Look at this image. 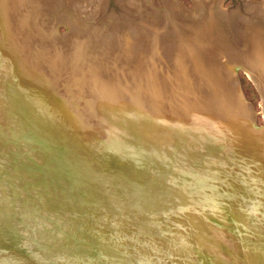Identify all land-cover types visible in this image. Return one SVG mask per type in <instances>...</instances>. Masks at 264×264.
I'll return each mask as SVG.
<instances>
[{"label": "rangeland", "instance_id": "obj_1", "mask_svg": "<svg viewBox=\"0 0 264 264\" xmlns=\"http://www.w3.org/2000/svg\"><path fill=\"white\" fill-rule=\"evenodd\" d=\"M10 1L0 0V264H264V108L243 68L236 69L238 92L252 112L233 99L234 77L219 94L184 62L175 80L188 101L171 102L170 93L177 97L171 84L160 97L164 102L145 99L150 86L136 75V85L121 82L133 104L125 100L115 110L99 73L80 75L86 72L74 63L66 67L38 39L21 43ZM23 1L29 12L23 22L33 15L42 19V39L52 34L61 43L56 37L71 32L58 19L54 0ZM145 1L152 7L141 14L131 13L123 0H103L97 19L75 15L99 30V39H113L107 30H114L112 46L105 41L102 52L116 51L124 43L121 34L143 44L141 56L151 71L162 60L161 37L138 38L126 27L127 18L137 24L150 16L162 27L167 4H196ZM263 1L224 0L222 7L243 14L249 2ZM168 10L172 21H187ZM233 42L245 46L241 35ZM110 56L99 59L101 68L110 66ZM120 56L118 66L132 60L127 53ZM216 96L218 104L211 107L209 99ZM197 111L217 119L200 134L198 120L191 127L184 118ZM155 112L169 123L159 125Z\"/></svg>", "mask_w": 264, "mask_h": 264}, {"label": "bare ground", "instance_id": "obj_2", "mask_svg": "<svg viewBox=\"0 0 264 264\" xmlns=\"http://www.w3.org/2000/svg\"><path fill=\"white\" fill-rule=\"evenodd\" d=\"M194 1L196 9L187 8L186 5L182 7L180 5L172 4L171 6L170 4H167L163 18L164 20H162V27L164 26V28L155 27L152 24L154 18L150 16L144 17L142 15L143 19H138L140 22L137 24L129 21L130 19L127 18L128 24L126 27L131 34L138 36V38L144 37L147 42L149 40L153 42L154 39L157 41L161 37L162 60L158 62L157 68L153 67L154 71L152 69L151 71L147 69V60L141 56L143 55V44L131 42L121 34L120 38L124 40V43L121 44V42H118L116 51L107 48L102 52L101 49L103 48L105 41L111 42L110 46H112V40L115 35V32H113L114 30H112V28L107 30L108 35L110 37L113 36V39L109 37L104 38L103 36L102 38L104 39H99V36L97 35L99 30L94 32L93 29L95 27L93 25L90 23L82 24V22H80L81 20L77 21L75 15L77 13L79 14V17L83 16L87 21L97 19L104 8L102 7V5H104L102 4L103 0H54V6L59 9L57 10L58 19L66 21L71 30L70 33L56 37V39H60L61 43L56 42L54 35L52 34L48 37V40L42 39L43 37L40 36L41 28L37 25L38 23H42L40 22L42 19L39 20L36 17L37 15H33L31 21L26 20L23 22V20L28 18L27 16L29 14L28 11L24 13L25 8L23 7V0H14V2L11 0L10 2L12 5L9 10L13 16L11 17L12 20L15 22L18 21L21 25L22 33L20 40L22 44H31V41H36L38 39L45 50L49 49L56 51L58 56L55 59L62 63L67 61L68 63L65 65L66 67L73 66L72 64L74 63L76 70L79 72H86L81 73L80 75L93 74L94 72H96V74L99 73L96 76L101 78L102 87L106 88L110 100L119 107L115 108L113 106L115 110H122L121 103H124L125 100L133 104L134 100L131 101L129 100L130 98L127 97L130 95L126 92L122 93L121 86L123 85L121 82H128L131 80L132 82L129 85H136V75L139 77L142 76V81H144L142 86H150V91H144L145 99H151V97H154L157 101L162 103L164 101H160V97H166L167 91L172 87L171 85H173L177 97L175 98V95L170 93L169 100H171V102H177L179 100L186 101L187 99L183 92L180 91L181 85H177L175 80V73L179 67H182L183 62L184 65L187 63L189 72L194 74L201 84H205L207 88L211 87L213 89H220L221 92L219 94L222 92L225 94L226 88L225 86L223 87V83L228 85L230 81H232V77H234V88L232 89L234 98L233 96L232 98L236 100L241 109H248V112H252V106L245 101L242 98L241 93L238 92L236 69L240 67L243 68L244 72L248 74L249 78L260 91L264 108V40L262 38L264 37V1L257 3L249 2L246 9L247 11L243 14H241L238 9L230 11L223 8L222 3L224 0ZM148 4L149 3L145 0H123V5L129 9L131 13L132 11H135L141 14V12L144 13L143 11H149L148 9L152 6ZM168 9L175 11V14H177L180 19L182 18L187 21H183L185 22L183 24L182 21H172ZM36 10L37 9L35 8V11ZM75 11L77 13H75ZM21 13L23 16L20 15ZM133 15L131 17H133ZM105 26L106 25H103V27ZM30 29H34V31H31ZM50 30L51 29H48L49 32ZM164 31L166 32L164 33ZM159 34L162 35L160 36ZM239 35L245 39L244 48H239L233 42ZM98 42L101 44L100 46L94 47L91 44ZM157 50L158 48L155 46L154 51L156 52ZM71 51H73V53H71ZM112 51L115 52L113 55ZM60 52L61 54H59ZM149 52H146L144 56H147V53ZM23 53L28 55L25 50H23ZM122 53H127L132 60L124 61L122 66L120 64L118 66L116 64L115 56L118 55L119 60L122 58L120 56ZM105 54L111 55L108 59H105L110 66L108 65V67L103 69L101 68V64L104 62V59H101V62L99 59ZM221 55H225L227 61L225 63L220 61L219 64L218 61L220 60ZM72 56H79L80 59L77 61L74 60V62L71 60L73 58ZM152 62L154 64L157 63L154 61ZM111 64L113 66H111ZM102 72L105 73V76L100 74ZM122 75L124 76L123 81L121 80ZM133 81H135V83ZM221 87H223V89ZM211 88L210 90H212ZM228 98L229 99L226 100L225 97H221L219 101L229 102V106L232 104V99H230V97ZM216 99L217 96L216 98L209 99L213 103V105H210L211 107L218 104L214 101ZM203 102L206 103V101ZM200 105L201 104L198 105L199 108H201ZM130 109L133 116L137 115L139 112L137 107H129L128 110ZM214 109L217 108L215 107ZM160 115L155 112V119L156 117H159V119H157L159 125L161 124L162 126H165L169 123V120L164 121L163 117ZM189 117L190 120L184 115V118L189 123L190 121L192 122L190 123L191 127L199 123V126L197 127L198 132L196 131L198 134L202 132L203 128H206L207 126L210 127L208 124H212L214 120H217L214 116L204 115L199 111L191 114ZM197 120L198 123H196ZM227 130L224 131L225 137L228 135ZM160 135L163 136L164 134L160 133ZM221 136L223 137L222 133ZM205 138L206 137H204V139ZM260 138L262 139V137ZM201 141L202 142L200 143L204 144L203 140Z\"/></svg>", "mask_w": 264, "mask_h": 264}, {"label": "water", "instance_id": "obj_3", "mask_svg": "<svg viewBox=\"0 0 264 264\" xmlns=\"http://www.w3.org/2000/svg\"><path fill=\"white\" fill-rule=\"evenodd\" d=\"M241 68V67H240ZM239 69V68H238Z\"/></svg>", "mask_w": 264, "mask_h": 264}]
</instances>
